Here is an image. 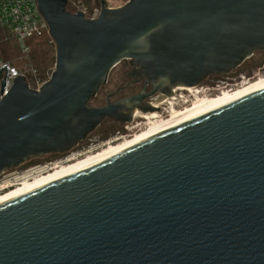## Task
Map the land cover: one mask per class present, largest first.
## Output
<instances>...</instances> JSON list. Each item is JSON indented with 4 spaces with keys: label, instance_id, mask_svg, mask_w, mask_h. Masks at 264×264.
<instances>
[{
    "label": "water",
    "instance_id": "obj_1",
    "mask_svg": "<svg viewBox=\"0 0 264 264\" xmlns=\"http://www.w3.org/2000/svg\"><path fill=\"white\" fill-rule=\"evenodd\" d=\"M37 2L56 67L40 90L18 76L0 99V177L264 52V0L102 1L94 20ZM123 61L141 92L91 107ZM0 264H264V88L1 204Z\"/></svg>",
    "mask_w": 264,
    "mask_h": 264
},
{
    "label": "built area",
    "instance_id": "obj_2",
    "mask_svg": "<svg viewBox=\"0 0 264 264\" xmlns=\"http://www.w3.org/2000/svg\"><path fill=\"white\" fill-rule=\"evenodd\" d=\"M66 1L68 12L71 14L81 12L86 19L91 20L97 19L101 14L102 1L109 9H117L130 2V0ZM36 42H43L45 46L56 51V42L49 33V26L40 13L37 0H0V70L4 68L0 71V99L8 94L14 85V79L18 76L25 77L27 85L33 90H40L51 79L54 72L53 68L42 72L36 66L33 56L34 43ZM11 54H15L12 59L9 57ZM5 78L7 85L1 95L2 83ZM250 80H246L245 76H239L236 80L222 82L223 84L217 88L206 86L201 87V89L204 94H208V97L212 98L211 93L215 90L219 95L224 91L228 92L242 87ZM186 103L187 101H185ZM190 104L188 103V105ZM97 147V145H91L81 151H72L58 160L27 169L12 170L0 177V195L22 186L26 182H33L64 164L82 159L84 155L96 151Z\"/></svg>",
    "mask_w": 264,
    "mask_h": 264
},
{
    "label": "bare ground",
    "instance_id": "obj_3",
    "mask_svg": "<svg viewBox=\"0 0 264 264\" xmlns=\"http://www.w3.org/2000/svg\"><path fill=\"white\" fill-rule=\"evenodd\" d=\"M263 88L264 77H260L254 82L250 81L242 87L232 91H224L222 94L216 95V97L212 98L200 97L199 94L203 93L201 88L200 91L198 88H191L190 90L186 91L192 97V104L190 107L183 110H177L175 106L179 103V101L176 97V99L172 100L170 105H168V110L165 109V111L169 113L168 118H161L158 112L144 116L143 118L149 120L150 122L147 129L139 131L129 139H120L121 141L118 140L117 143H112L108 145L107 148L102 149L97 153L64 164L58 167L56 170L51 171L47 175L34 180L33 182H26L22 186L0 195V205L31 191L99 165L104 161L116 156L117 154H120L143 142L178 128L246 94L261 90ZM180 98H182V101L185 103L186 98L183 94L180 96Z\"/></svg>",
    "mask_w": 264,
    "mask_h": 264
},
{
    "label": "rangeland",
    "instance_id": "obj_4",
    "mask_svg": "<svg viewBox=\"0 0 264 264\" xmlns=\"http://www.w3.org/2000/svg\"><path fill=\"white\" fill-rule=\"evenodd\" d=\"M14 56L15 54H11V56L9 57L12 59V57ZM34 60L36 66L42 72L52 68L55 71L56 51L48 48L47 46H45L44 43L36 42L34 43ZM130 71H131V66L129 64V61H123L118 67H116L111 72L108 83L102 87L101 89L102 96L99 97V100L95 103V106L97 107L104 106L108 94L114 92L118 87L123 86L125 83L129 82V79L127 77ZM239 76H245L246 80L251 79L250 80L251 82L256 81L260 77H264V52L255 53L250 60H248L244 65H242L240 68H238L231 74L227 76H218V77L212 76L197 88L199 89V91L201 87H206V86L217 88V86L223 84L222 82H228L229 80L238 78ZM141 89H142L141 85L132 86L126 89L124 92H122L117 98L125 97L128 94H136L140 92ZM182 94L185 96L186 101L188 100L186 104L182 101V98H180ZM182 94L177 96L179 101V103L175 106L177 110H183L185 108L190 107V105L192 104L191 101L192 97L189 95V93L184 92ZM215 95H217V93ZM215 95H212V97H215ZM199 96L208 97L209 95L202 93L199 94ZM188 103L191 104L188 105ZM162 109L163 110H161V112L159 113L160 117L166 119V117H169V113L165 111V109L168 110V106ZM149 123H150L149 120H146L143 117L135 119V121L132 124H126V125L115 124L111 120L104 121V123L86 139L87 141L86 146L97 145L98 146L97 150L84 155L82 158L97 153L100 150L107 148V146L112 143L113 144L117 143V139H121V140H123L124 138L129 139L131 136L135 135L139 131H143L147 129ZM58 158L59 157H53L52 155L41 157L37 160H33L30 163H27L26 165H24L19 169L31 168L33 166L41 165L46 162H51L56 159L58 160Z\"/></svg>",
    "mask_w": 264,
    "mask_h": 264
},
{
    "label": "flooded vegetation",
    "instance_id": "obj_5",
    "mask_svg": "<svg viewBox=\"0 0 264 264\" xmlns=\"http://www.w3.org/2000/svg\"><path fill=\"white\" fill-rule=\"evenodd\" d=\"M215 77H218V76H215ZM127 78H128V77H127ZM220 78H221V77H220ZM128 79H129V78H128ZM232 80H236V78H235V79H232ZM130 82H131V80L129 79V82L125 83L123 86L118 87L114 92L108 94L107 98H109V96H110L111 94L115 93L117 90L120 89V91L116 94V96L110 99L111 102H114V101H117V100L122 99V98H125V97H130V96L137 95V94L139 93V92H138V93H136V94H128V95H126L125 97L117 98V97H118L122 92H124L126 89H128V88H130V87H132V86H135V85H141V86H142V89H143V87H144V84H143V83H139V84H130ZM142 89H141V90H142ZM140 92H141V91H140ZM216 93H217V90L213 91V92L211 93V95H215ZM107 98H106V102H107ZM156 99H157V97H152V98H150V99H147L146 102L153 103L154 101H156ZM106 102H105V103H106ZM161 110H163V109H161ZM111 121L114 122L115 124H120V123L115 122V121H113V120H111ZM86 142H87V141H85V142H83L81 145H79L76 149L73 150V152H77V151H81V150L86 149V148L88 147V146H86V144H87ZM65 155H66V154H65ZM65 155H61L59 158H62V157H64ZM59 158H58V159H59Z\"/></svg>",
    "mask_w": 264,
    "mask_h": 264
},
{
    "label": "trees",
    "instance_id": "obj_6",
    "mask_svg": "<svg viewBox=\"0 0 264 264\" xmlns=\"http://www.w3.org/2000/svg\"><path fill=\"white\" fill-rule=\"evenodd\" d=\"M39 43H43V42H39ZM258 52H260V51H257V52H255V53H258ZM254 53V54H255ZM33 56H34V54H33ZM102 89V88H101ZM100 89V91L98 92V94H97V96L95 97V98H93L91 101H90V106L91 107H97V106H95V103L99 100V97H101L102 96V90ZM53 157H60L61 155H52Z\"/></svg>",
    "mask_w": 264,
    "mask_h": 264
}]
</instances>
